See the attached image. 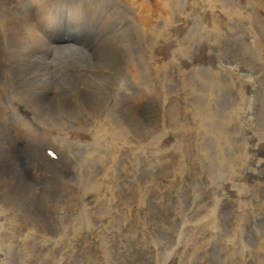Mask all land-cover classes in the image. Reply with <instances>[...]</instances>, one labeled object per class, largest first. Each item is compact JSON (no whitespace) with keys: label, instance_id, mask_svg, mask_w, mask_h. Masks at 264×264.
Here are the masks:
<instances>
[{"label":"bare ground","instance_id":"6f19581e","mask_svg":"<svg viewBox=\"0 0 264 264\" xmlns=\"http://www.w3.org/2000/svg\"><path fill=\"white\" fill-rule=\"evenodd\" d=\"M72 1L69 0L74 3ZM158 1L161 8L154 14L153 6ZM259 1L264 2L88 0V4H85L84 0H77L62 15L57 10H51L53 0H0V35L4 52L2 67L5 68L3 82L6 86L0 83V107L3 112L0 128L8 131L13 116L12 111L2 105L3 96L11 101L12 98L19 99L21 93L23 99L40 113L35 118L38 130L30 120L21 117L23 131L34 132L41 140H52L49 136L58 130L53 126L66 125L58 114L75 119L80 114L78 107L87 117H95L102 111L103 102L98 89L105 86L111 76L119 77L117 88L130 81L133 73L127 65V57H131L128 54L135 56L134 69L141 89L163 95L161 91H155L152 85L156 79H160L159 85L172 83L181 86L185 92L179 101L167 109L162 130L170 134L171 140L159 148L163 153L164 170L173 179H180L179 188L182 191L179 189L177 196L184 195L193 181L200 195L204 193L206 200L213 204L210 212L201 208L203 203L196 208L184 206L171 218L170 231L177 234V246L197 249L206 237H210L224 244L228 241L229 244L224 247L220 263L210 251L212 261L207 264H225L223 261L229 260L235 264H264V228L261 226L264 219L252 216L242 208L236 213L229 209V202L232 204L233 198L237 197L241 202L251 200L264 208V25L255 12V4ZM99 3L101 13L94 12ZM110 4L120 8L124 14V28L116 20L117 14L108 11ZM94 28H98L97 40L82 36L89 30L94 32ZM245 32H251L254 36L251 45L237 42ZM80 37L84 38L85 43L74 46L92 47L85 48L92 54L103 53L106 63L94 58L96 72L83 76L82 69L89 62L87 58L65 53L59 62L64 78L53 85L55 95L46 98L44 94L48 90L40 86L46 84V76L56 75L55 71H48L35 58H26L22 51L26 49L25 46L32 50L34 47L47 50L46 47L54 46L52 42L56 43V51ZM63 40L66 41L63 43ZM261 60L263 63L259 66L258 61ZM12 62L20 66L27 80L23 88L17 85L11 69ZM104 69H108V73ZM193 87L196 95L189 101L185 97L186 90ZM166 90L168 92L169 89L165 87ZM113 95L115 97V93ZM123 102L112 110L111 125L117 130L126 131L129 130L130 121L132 128L142 138L148 136L151 130L142 116L141 108L133 105L132 111H128ZM182 103L191 108L178 121L176 115L181 114L179 105ZM253 120L256 121L255 127L250 126ZM194 138L197 139L196 147L192 143L196 140ZM0 152L7 153L1 149V144ZM4 157L0 161V180L11 179L12 184L22 182L26 187L31 186L34 201L44 194L46 161L33 153L15 152L11 157L12 166L9 167L6 166L9 157ZM146 159L143 157L129 165L131 178L126 177V164L109 160L102 151L93 162L79 160L73 177L62 168L54 167L51 175H60L67 184L61 190H73L75 201L71 206L82 216L103 215V212L117 215L119 209H124L131 194L148 197L149 207L138 212L140 222L147 225L152 218L169 217L172 209L179 206L172 202L167 204L162 195L158 197L159 207L152 204L154 198L151 192L156 188L158 191L164 189L159 188L163 186ZM111 167L115 172L108 177ZM28 199L29 196L25 200ZM112 201L116 202L111 205ZM24 216L26 220H36L28 212ZM126 218L127 215L122 219ZM202 219L215 222L219 230L206 235L203 226L199 225ZM251 219H256L258 226L247 231ZM17 232V228H12L9 235L0 236V244L12 240ZM95 237L104 254L116 256L120 242L113 239L118 236L106 237L97 231ZM242 242L245 246L237 249ZM28 246L29 255L34 252L33 255L48 261H55L63 254L60 252L57 256L51 250L37 252L34 243ZM28 246L25 245V248ZM244 248H248L247 254ZM175 255L179 264L186 262L182 254L177 255L174 247L167 250L162 246L160 264ZM18 261L11 258L4 264H18ZM196 264L206 263L198 260Z\"/></svg>","mask_w":264,"mask_h":264},{"label":"rangeland","instance_id":"374dc122","mask_svg":"<svg viewBox=\"0 0 264 264\" xmlns=\"http://www.w3.org/2000/svg\"><path fill=\"white\" fill-rule=\"evenodd\" d=\"M53 1L54 4L51 10H57L62 15L69 7H72V4L75 5L77 2V0H73L72 2L74 3H70L69 0ZM84 3L88 4V0H84ZM101 3L97 4L98 7L95 10L93 9L94 12L101 13ZM163 7L164 5L162 10H164ZM160 8L158 1L157 5L153 6V13H158ZM108 11L112 14H117L116 20L120 23V27L124 28L125 20L121 9H117L116 6L110 4ZM255 12L262 21V25H264L263 1L256 2ZM97 30L98 28H94L95 33L89 30L85 37L97 40ZM253 39L254 36L251 32H245L240 35L237 42L251 45ZM2 42L3 39L0 35V82L6 87L3 82L5 68L2 67L4 54ZM52 43V46L56 45V43ZM67 43L63 45L65 47L57 48L56 51L54 46L46 47L47 50L44 49L43 51H41L42 48L37 49L34 47L33 50L28 46H25L26 49L23 48L25 50L22 51V54L26 58H35L42 62L48 71H55L56 75L46 76V84L40 86L44 90L47 88L48 91L44 94L46 98L55 95L53 85L64 78L59 62L65 53H73L87 58L89 62L82 69L83 76L96 72L94 58L99 62L106 63V56L103 53L92 54L89 51L92 47L86 45L85 47L89 48L86 49L85 47H75L74 45L77 44L73 42ZM128 56L131 57L126 56L127 65L133 73L130 81L125 82L123 87L117 88L119 77L111 76L106 85L98 89L100 100L103 102V109L95 117H87L88 115L81 113L80 107H78L80 114L74 117L75 119L67 117L66 114H58L66 125H54L53 128L58 130L54 131L53 134L51 133L49 137L52 140L50 141L39 139L34 132L29 133V130L24 129L25 131H23L20 121L21 117L30 120L38 130L39 126L36 124L37 120L35 118L40 113L27 100L23 99L21 93L19 94V99L12 98L11 101L10 98L3 96L2 105H6L12 111L13 116L10 121L14 123L10 122L11 127L8 131H2L0 128L1 149L7 152H0V161L7 155L9 158L6 161V166L10 167L12 166L11 157L15 152L29 155L33 153L36 157L46 161L48 166L45 168L46 173L44 172V176L47 179L45 192L38 196L35 201L31 186L26 187L22 182L12 184L11 179L0 180V236L9 235L12 228H17L19 231L12 240L0 244V264H4L5 261L11 258L19 259L18 264H160L162 261L160 259L162 246L167 250H171V247H174L177 255L182 254L184 260H186L184 264H196L198 260L207 264L212 261L210 251L215 254L214 259L218 263L223 260L224 247L229 244L228 241L227 244H224L206 237L203 244L199 245L197 249H191L187 246H177L179 244L177 234L170 231L171 218L176 216L182 207L196 208L199 203H203L200 206L204 211L210 212L213 209L212 202L206 200L207 197L204 193L200 195L193 181L192 186L188 187V191L184 195L182 193L181 196H177V191L180 189L179 186L181 184L180 179H173L164 170L161 158L163 153L159 150L161 145L166 142L170 143L171 140L170 134L162 130L167 109L170 108L171 104L179 101L185 92L181 86L172 83L167 82V85H159L161 83L160 79H156L152 85L155 91H161L163 95L158 96L155 93L151 94L148 89H141L139 77H137L134 69L135 56L131 54H128ZM262 63V60L258 61L259 66ZM11 69L18 87L23 88L27 80H25L24 74L21 73L20 66L12 62ZM104 70L105 73H108V69ZM165 87L169 89L168 92L167 90L165 92ZM113 93H115V97ZM186 93L185 97L190 101L195 97L196 90L194 87L189 88ZM109 99L110 101H108ZM121 102H123L128 111H132L131 106L133 105L141 108L143 111L142 116L151 130L148 136L142 138L132 128L133 124L130 121L128 122L129 130L126 131L117 130L111 125L112 110L116 106L118 107ZM106 103L108 104L107 107H105ZM190 108L189 105L185 107L183 103L180 104L181 114L176 115V119L179 121L181 115L186 114ZM0 111L1 116L3 113L2 106ZM255 125V120L250 122V126L255 127ZM18 128L19 131H16ZM106 135L107 137H105ZM192 143L196 147L197 139ZM101 151L105 152L109 160H113L116 163L122 161L126 164L127 178L132 176L129 165L139 162L143 157L147 158L146 160H149L148 163H151V168L156 173V179L163 186L159 188L164 189L158 191V188H156L151 192V197L154 198L152 204L155 207H159L158 197L162 195L167 204L172 202L171 204L178 205L179 208H170L172 211L169 217L163 219L152 218L147 225L140 222L138 212L146 210L150 205V201L148 197H138V194H131L124 209H119L117 212V215H121L119 218L117 215H110L107 212H103V215L82 216L75 211L71 206V203L75 201L73 190H61L67 184H64L60 175H51L53 173L52 167L56 169L62 168V170L72 174L71 177H73L77 172L79 160L93 162L99 157ZM114 172L115 169L113 167L109 168L108 177L113 175ZM180 190L182 191V189ZM27 196H29L30 200H25ZM236 199L233 198L232 204L229 202V209H231L232 213H236L242 208V210L251 213L252 216L256 215L259 219H264V208L258 207V204H254L251 200L241 202L238 197ZM115 202L112 201L111 205ZM25 212L30 213L32 217L35 216L36 220H26ZM126 215L127 218L122 219ZM25 223L27 225H24ZM199 225L200 227L203 226L206 235L216 233L219 230V226L210 219H202ZM257 226L256 219H251L247 231L254 230ZM261 226L264 228V221ZM97 231H101L102 235L106 237L118 236L117 239H113V241L118 240L120 242V250L115 257H110L102 252L101 246L97 244L98 238L95 237ZM120 232L121 234L119 235ZM245 233L248 232L245 231ZM166 234L167 237L165 238ZM29 243H34L37 246V252L51 250L57 256H59L60 252L63 254L57 257L55 261L42 259L38 255H33L34 252L29 255ZM25 245L28 246V250ZM244 246L245 244L242 242L237 249ZM233 247L236 248L235 246ZM243 251L247 254L248 248H244ZM223 262L225 264H235L231 260ZM163 264H179L178 256H172L170 260L165 261Z\"/></svg>","mask_w":264,"mask_h":264}]
</instances>
